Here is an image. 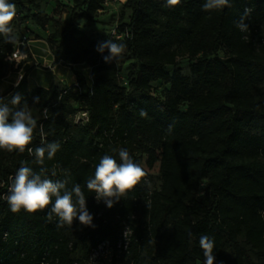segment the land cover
<instances>
[{
	"label": "trees",
	"instance_id": "16d2710c",
	"mask_svg": "<svg viewBox=\"0 0 264 264\" xmlns=\"http://www.w3.org/2000/svg\"><path fill=\"white\" fill-rule=\"evenodd\" d=\"M53 1L52 13L32 14L33 24L55 25L47 35L54 64L87 63L91 76L76 71L71 84L31 89L27 70L0 93L6 100L20 93L21 104L48 110L29 147L60 144L43 165L27 150H0V264H92V251L105 240L117 244L128 227L121 264H204L203 235L214 241V264H264V0H229L230 6L211 12L202 10L205 0L172 7L166 0H127L130 20L110 39L124 43L130 55L116 63H105L107 51H96L100 41L78 25L79 19L96 21L105 0ZM245 9H251L248 28L241 31L237 23ZM60 11L68 17L56 18ZM29 30L16 44L0 36V81L29 60ZM21 41L25 57L9 62ZM182 56L189 59V73L178 64ZM129 57L135 63L125 72ZM82 110L88 117L77 121ZM121 147L147 175L109 209L86 181L104 154L119 162L112 149ZM22 165L46 169L48 178L67 180L68 189L80 184L95 227L78 219L57 227V217L48 219L51 205L13 213L4 196ZM155 175L159 185L148 186ZM75 229L85 242L82 257Z\"/></svg>",
	"mask_w": 264,
	"mask_h": 264
},
{
	"label": "clouds",
	"instance_id": "9594fccd",
	"mask_svg": "<svg viewBox=\"0 0 264 264\" xmlns=\"http://www.w3.org/2000/svg\"><path fill=\"white\" fill-rule=\"evenodd\" d=\"M180 0H166L169 7L176 6ZM229 5V0H205L202 10L211 12L220 10ZM251 9H245V16L237 23L241 31H247L248 25L244 22L245 17ZM16 17V4L11 0H0V36L10 44L17 43V36L12 27ZM119 38H117L118 40ZM126 49L124 43L115 40H106L96 46V51L103 55L105 63L118 62ZM20 55L19 51H14L9 62L16 60ZM18 83V82H17ZM10 99L0 97V150L7 152L18 151L20 153L28 151L35 158V163L43 165L45 156L51 160L60 148L59 142H49L35 149L29 147L33 142L34 130L37 128V118L33 115L32 107L27 102L21 104V94H9ZM34 104L40 103L39 97L33 98ZM47 109L43 110V115L47 118ZM141 116H146L147 112L141 109ZM40 136H45L44 126L40 125ZM117 152L119 162L112 155L104 154L95 166L94 173L86 181V187L90 192L96 194L98 201H103L110 209L127 193L133 190L147 175L140 163L136 162L126 148L112 149ZM46 169L40 172L33 171L32 168L22 165L11 178V184L4 199L13 213L25 211L35 213L44 210L51 205L48 212V219L53 216L58 218L57 227L65 225L72 226L75 220H79L81 225L95 227L93 216L86 207V197L80 184H75L71 189L67 188V180L54 181L48 178ZM52 176L56 172L51 173ZM53 198L54 202H53ZM199 245L205 257L204 264H214L213 254L214 241L207 235L200 237Z\"/></svg>",
	"mask_w": 264,
	"mask_h": 264
},
{
	"label": "rangeland",
	"instance_id": "374dc122",
	"mask_svg": "<svg viewBox=\"0 0 264 264\" xmlns=\"http://www.w3.org/2000/svg\"><path fill=\"white\" fill-rule=\"evenodd\" d=\"M65 3L73 4L74 0H62ZM127 0H105L102 8L98 12L96 21L88 22L85 19H79V27L88 34L96 37L100 42L106 41L112 38L116 31L119 34V30L123 25L129 22L132 8L126 4ZM53 0H37L34 5L25 3L23 5L16 4V17L13 21L12 27L18 37L30 29L29 32L33 35V38L29 42L31 54L29 60L24 62L19 70L11 72L3 81L0 82V93L7 91L13 83L23 77L28 70V84L29 87L35 88L38 86L53 90L60 84H71L77 80L76 71H80L87 79L90 80L91 67L87 63H79L72 67L64 66L60 63L54 64V57L52 46L47 39V35L54 31L55 25L49 24L45 29L38 28L33 24L32 14L36 11H45L52 13L54 8ZM56 18H67V12H58L55 14ZM25 25H28L25 27ZM116 34V35H117ZM130 55L126 53V50L120 59ZM24 58V55H19L16 59L19 61ZM120 59L118 62H120ZM135 63V60L131 57L127 58L122 64V69L126 72L129 71ZM179 66L182 67L184 73H189V59L186 56H182L178 61ZM172 66L169 69L172 70ZM18 84V83H17ZM163 87V85H161ZM33 110V115L39 120L42 115V109L40 106L30 105ZM153 174H157V169H151ZM160 183L159 176L155 175L151 182L147 184L150 187H157ZM145 218L143 217V220ZM73 239L78 241L77 255L82 257L83 248L85 242L79 236V229L73 231ZM121 256L118 257L117 264H121ZM105 264H109L107 259Z\"/></svg>",
	"mask_w": 264,
	"mask_h": 264
},
{
	"label": "built area",
	"instance_id": "2783aa9c",
	"mask_svg": "<svg viewBox=\"0 0 264 264\" xmlns=\"http://www.w3.org/2000/svg\"><path fill=\"white\" fill-rule=\"evenodd\" d=\"M114 34L115 35L117 34L116 31H114ZM116 36L119 37L120 34H117ZM21 44H23V41L19 42V45L17 46L15 51L18 50L20 55H24L25 57V54L21 50ZM87 117H88V111L82 110L77 114V121H79L82 118L87 119ZM130 233H131V229L129 227L126 228L123 234V239H121L117 244H114L111 240L103 241L90 254L89 257L90 262L92 264H105L104 261H106L105 259H107V262H109V264H113L115 258H118L120 256L121 250L127 249L129 244Z\"/></svg>",
	"mask_w": 264,
	"mask_h": 264
},
{
	"label": "crops",
	"instance_id": "0c3cea01",
	"mask_svg": "<svg viewBox=\"0 0 264 264\" xmlns=\"http://www.w3.org/2000/svg\"><path fill=\"white\" fill-rule=\"evenodd\" d=\"M4 79H5V78H4ZM4 79H3V80H4ZM3 80H1V81H3ZM1 81H0V82H1ZM17 82H19V81L17 80L15 83H13V85H12V86H15V85H17Z\"/></svg>",
	"mask_w": 264,
	"mask_h": 264
}]
</instances>
